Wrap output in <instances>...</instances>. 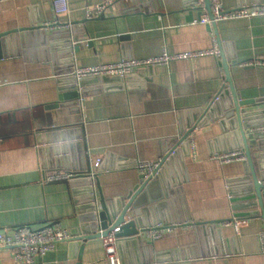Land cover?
I'll return each mask as SVG.
<instances>
[{"label": "crops", "instance_id": "crops-1", "mask_svg": "<svg viewBox=\"0 0 264 264\" xmlns=\"http://www.w3.org/2000/svg\"><path fill=\"white\" fill-rule=\"evenodd\" d=\"M102 1L69 0V12L62 13L60 0H0V33L46 25L1 41L0 233L12 234L21 225L41 228L59 223L70 230L80 225L78 205L88 181L81 176L74 181H43L44 174L56 167L49 166L47 155L41 157L39 147L48 144L38 143L40 132L72 129V140L58 142L71 144L69 171L84 174L88 156L100 157L101 167L92 180L97 198H125L140 182L136 161H156L175 149L182 129L203 115L227 82L221 56L208 54L155 65L146 77L136 73L125 81L100 79L97 83L103 89L86 96L81 109L74 101L46 109L60 101L63 92L62 75L55 68L61 60L58 50L72 52L76 66H88L148 58L165 50L210 49L217 40L209 24L198 22L207 11L204 0L192 5L188 3L194 0L119 1L102 16L85 18L86 5ZM222 2L226 10L264 4V0ZM56 23H69L68 31ZM217 32L240 100L249 102L248 110L264 109V64L249 63L264 60V15L218 21ZM231 101V94L224 90L221 100L207 112V121L194 129L195 156L180 146L165 171L172 187L170 195L158 203L160 213L153 221L194 224L172 227L156 240L146 232L141 237L121 238L118 252L124 263L264 264L261 213L235 216L260 209L241 206L247 201L240 198L255 191L251 171L244 161L222 163L215 157L245 151L236 119L226 116ZM253 155L256 159L258 153ZM256 173L260 176L258 164ZM231 189L239 201L232 202ZM234 219L242 221L238 229ZM79 250L71 247L70 240H63L31 264H76ZM13 251L0 246V264H18ZM82 260L107 264L100 239L86 242Z\"/></svg>", "mask_w": 264, "mask_h": 264}, {"label": "water", "instance_id": "water-1", "mask_svg": "<svg viewBox=\"0 0 264 264\" xmlns=\"http://www.w3.org/2000/svg\"><path fill=\"white\" fill-rule=\"evenodd\" d=\"M200 0L190 1L189 5L193 3L196 4ZM207 11L210 16L211 13V2L210 0H204ZM61 26H68L69 23H56ZM209 28H213L217 34V42L220 48L221 64L226 73L227 88L225 91L231 94L232 101L226 106L227 117H233L236 119L239 132L242 139V146L245 150L247 159L244 161L247 164V167L251 171L253 182L255 185V191L251 195L240 198L245 200V204L241 205L244 207L260 206V209L255 211H245V212H236L235 216L238 218H246L254 214H260L264 218V185L261 183V180L264 179V130L257 129L259 126L264 125V109L259 110H248L245 108V105L249 102L242 101L239 98L238 93L236 92L234 85L232 83L230 73H229V57L224 55L222 50V41L217 32V23H212L208 25ZM46 28V25H35L32 27H26L22 29H14L11 31H6L0 33V58L4 56L3 51L1 50V41L2 38L21 31H30V30H40ZM69 28H63V31H68ZM72 33H75L74 27L71 26ZM48 38L43 39L41 42L47 41ZM4 40V39H3ZM73 41H77V37L74 35ZM57 55L61 57L60 62H68L69 64L65 66L56 65V71L60 77L59 82L64 85L61 90L62 95H60V101L46 105V109L57 108L60 105H67V101H74L77 105L78 99L80 96H88L91 93L100 91L103 89L97 82L102 79L105 81L118 79L125 81L131 76L126 78L120 76H102V77H93V78H82L79 81L70 73L73 71L74 61L71 58V53L69 50H58L56 51ZM56 54V53H55ZM56 63L57 60L54 59ZM62 65V64H61ZM154 66L150 65L146 68L140 69L139 74L146 77V72H152ZM80 88V90H79ZM222 98L220 96L219 101ZM216 101L214 104H211L208 109L201 115L193 125L184 127L181 131V136L178 138L176 144V154H179L180 146L187 148V154H190V145L187 137L189 134L196 128L205 123L208 117L207 112L212 111L213 106L218 103ZM206 117V118H205ZM72 129H62L57 131H46L40 132L38 134V143L48 144V147H39L41 157L44 159V156H48L49 166L50 167H62L65 169H71L69 162V155H67L68 149L71 147L70 143H62L58 145V142H69L72 140ZM76 138H80L79 129H75ZM53 143L54 145H50ZM257 152L258 156L254 159L253 153ZM181 153V152H180ZM44 162V161H43ZM169 161H166L162 168L159 170V173L152 177L149 180H143V175H140V182L135 185V187L130 191L127 197L125 198H115V199H105L101 196L100 199L97 198L93 186V182L89 180L88 177L81 174L80 176L87 180L86 194L83 198V201L78 205V213L80 219V225L77 228L71 229L70 233L72 235L71 247H79L78 261L76 264H85L82 260V252L88 240L100 239V231L104 230L103 234H107L108 231L116 226H120V231L117 233L120 238L126 237H141V234L144 233L148 228L155 225L157 222H162L164 226L176 227V226H188L192 223L189 220L180 221L178 223H165L164 221H153L156 214L160 213L159 202H162L166 197L170 195L169 188L172 187L171 182L166 176V169L168 167ZM256 164H258L260 176L256 173ZM43 166L46 167L45 162ZM73 179L74 180H77ZM231 200L232 202L239 201L240 199L235 197V191L231 189ZM239 205H234L235 209L241 207ZM131 216V217H130ZM209 221L204 222V224H209ZM215 223V222H211ZM203 224L202 222H197L196 225ZM231 253V252H228ZM121 257V256H120ZM122 259V258H121ZM123 261V259H122ZM123 264L124 263L123 261Z\"/></svg>", "mask_w": 264, "mask_h": 264}, {"label": "built area", "instance_id": "built-area-1", "mask_svg": "<svg viewBox=\"0 0 264 264\" xmlns=\"http://www.w3.org/2000/svg\"><path fill=\"white\" fill-rule=\"evenodd\" d=\"M119 1H137V0H104L99 3L86 5L84 9V15L87 19H93L102 16L108 8H116ZM203 1V0H202ZM61 9L60 12H69V0H60ZM211 2V13L206 11L199 19L201 24L217 23L218 21L225 19L234 18H252L258 15H264V4L254 5L251 7L240 6L235 9L226 10L223 6L222 0H210ZM213 54L215 56L220 55V48L217 40L214 38V46L210 49L201 50H189L179 53H170L167 50L161 54L148 57V58H130L121 59L115 62L100 63L88 66H76L73 65V71L70 75H73L77 81L82 78H93L102 76H120L126 78L127 76L138 73L140 69L146 68L147 66H155L160 64H169L171 61L176 59L196 58L203 55ZM250 64H264V60L256 59L250 61ZM227 82L222 87L221 91L214 97L211 104L219 101L221 94L227 88ZM80 90V88H79ZM86 96H80L78 99V107L81 109L83 99ZM198 128V127H196ZM257 129L264 130V125L259 126ZM194 130L190 133L191 137L187 140L190 145V154L195 156L196 145L194 142V136L192 135ZM176 153V148L164 153L156 161H136V168L143 175V180H149L159 173L162 165L169 161L172 156ZM215 157L222 163H228L234 160L245 161L247 159L245 151L234 150L227 153L216 154ZM102 164L100 157L95 160L88 156V167L86 172L83 174L92 180L97 176L98 170ZM80 175L73 171L64 170L61 168H51L44 174V182H55V181H72L73 179L79 178ZM93 182V181H92ZM264 185V179L261 180ZM131 217V216H130ZM242 221L240 219H234L233 225L235 229L239 228ZM226 224H232V221H227ZM172 227L164 226L162 222H157L152 227L148 228L145 232L152 240L161 238L167 230ZM120 226H116L108 231L107 234H103L104 230H101L100 240L104 246L105 258L107 264H123V261L118 252V246L120 237L118 232ZM72 235L70 229L62 227L59 223H52L41 228H33L29 225H21L14 229L12 234L0 233V246L12 247L13 259L18 264H31L34 259L38 256H42L48 251L54 249L56 243L71 239ZM262 250L264 251V230L259 233Z\"/></svg>", "mask_w": 264, "mask_h": 264}]
</instances>
